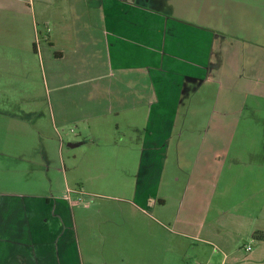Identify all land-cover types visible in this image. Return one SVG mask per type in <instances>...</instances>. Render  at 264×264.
I'll return each mask as SVG.
<instances>
[{
	"label": "crops",
	"instance_id": "crops-1",
	"mask_svg": "<svg viewBox=\"0 0 264 264\" xmlns=\"http://www.w3.org/2000/svg\"><path fill=\"white\" fill-rule=\"evenodd\" d=\"M24 3L34 14L33 24L38 12L40 22L48 26L45 37L55 47V59L65 61L62 68L58 63L56 73L60 77L79 83L81 76L85 81L86 76L95 73L91 78L105 79L103 84L98 82L93 87L107 90L106 99L112 106L109 113L121 116L122 123H115V130L126 124L133 134L140 135L138 180L145 187L149 179L150 194L158 193L184 94L189 98L191 92L200 88H222L226 81L231 88H248L246 95L257 103L256 88H264V0H25ZM220 35L229 38L224 37L232 47L228 51H233L227 53L228 57H221L222 48L217 43L224 42ZM258 46L262 49L259 56L253 53ZM249 48H253L252 53L239 55V51ZM25 89H31L26 97L33 98L38 105L39 98L32 91L35 88ZM53 100L50 103L48 97L47 111L40 113L37 107L21 109L19 113L0 111L3 131L8 130L11 122L27 121L26 113L39 114V119L47 114L52 121L57 117L77 118L64 114L68 109L75 111V99L58 95ZM98 115L102 113L88 115L91 118L87 121ZM239 116L234 117L237 120ZM219 131L230 137L239 132L237 127L230 132ZM176 142L178 148L180 141ZM72 144L70 147L77 145ZM62 146L59 138L58 150ZM112 148H118L117 144ZM229 150V147L224 150L220 167L212 173L215 178L208 181L211 191L202 194L207 200L203 226L189 232L198 234L193 238L204 243L193 257L201 258L198 259L203 264H264V160H257L254 150L240 151L230 158L233 168L228 166L226 171L230 176L221 178ZM200 169L208 168L202 164ZM244 171L250 177V185L233 179L235 175L242 177ZM191 179L188 178L187 184ZM258 183H263L262 187ZM224 184L228 188L233 186L232 194L238 195L228 206L223 204L227 196L224 189L214 195L216 186L222 188ZM81 192L67 184L63 193L0 192V264H56L57 257L63 254L59 244H76L74 230L70 229V211L78 204L76 197ZM146 197L149 199V194ZM213 197H218L222 207L209 209ZM210 211V225L205 226L206 213L210 215ZM256 231L263 232L262 236L254 237Z\"/></svg>",
	"mask_w": 264,
	"mask_h": 264
},
{
	"label": "rangeland",
	"instance_id": "rangeland-1",
	"mask_svg": "<svg viewBox=\"0 0 264 264\" xmlns=\"http://www.w3.org/2000/svg\"><path fill=\"white\" fill-rule=\"evenodd\" d=\"M1 1L0 111L19 113L37 107L40 113L47 111L48 97L51 103L62 95L76 103L75 111L65 110V116L77 118L60 120L56 115L52 121L47 114L39 119V114L26 113L27 121L11 122L7 131L0 124V192L63 193L66 184L81 189L76 197L78 204L70 211L76 244H59L63 254L60 258L55 250L59 257L56 264H203L193 253L199 252L204 243L193 238L198 234L189 233L203 226L207 200L202 194L211 191L208 181L215 178L212 173L220 167L227 147L230 150L221 178L230 176L226 172L228 166L233 168L230 158L240 151L254 150L256 159L264 160V88H256L257 103L246 95L248 88H231L220 78L222 88H200L189 98L184 94L158 193L150 194L149 179L145 187L138 180L140 135L133 134L126 124L115 130V123H122L121 116L109 113L112 106L106 99L107 90L93 87L105 79H93L92 73L85 81L81 76L79 83L64 80L56 70L58 63L62 68L65 61L55 59V47L45 37L48 26L40 22V14L36 13L33 24L34 14L25 0ZM251 21L245 25L248 27ZM239 31L245 33L241 28ZM224 37L229 39L220 35L224 43L217 46L222 48L221 57H228L227 53L233 51H228L232 47ZM252 52L249 48L238 53L243 57ZM253 53L259 56L262 49L258 46ZM25 88H35L32 91L39 98L38 105L26 97L31 89ZM128 96L132 94L128 92ZM53 108L56 110L55 104ZM98 113L102 115L87 121L91 118L88 115ZM233 115L240 116L236 120ZM245 116L257 120L248 122ZM236 127L239 132L235 136L220 134L219 130L230 132ZM59 138L63 143L60 150ZM176 140L180 141L178 148ZM71 142L77 145L68 146ZM115 144L116 149L112 148ZM202 164L208 169L202 171ZM190 177L192 181L187 184ZM234 178L250 185L245 171L242 177ZM221 189L227 193L224 205L236 201L233 186H216L214 195ZM219 201L213 197L209 209L217 208ZM211 213H206L205 226L210 225Z\"/></svg>",
	"mask_w": 264,
	"mask_h": 264
},
{
	"label": "trees",
	"instance_id": "trees-1",
	"mask_svg": "<svg viewBox=\"0 0 264 264\" xmlns=\"http://www.w3.org/2000/svg\"><path fill=\"white\" fill-rule=\"evenodd\" d=\"M262 234H263V232L261 233V232H257V231H256V232H254V237H255V236H259V235L262 236Z\"/></svg>",
	"mask_w": 264,
	"mask_h": 264
},
{
	"label": "water",
	"instance_id": "water-1",
	"mask_svg": "<svg viewBox=\"0 0 264 264\" xmlns=\"http://www.w3.org/2000/svg\"><path fill=\"white\" fill-rule=\"evenodd\" d=\"M67 145H68V146H72V145H74V144H72V143H68Z\"/></svg>",
	"mask_w": 264,
	"mask_h": 264
},
{
	"label": "built area",
	"instance_id": "built-area-1",
	"mask_svg": "<svg viewBox=\"0 0 264 264\" xmlns=\"http://www.w3.org/2000/svg\"><path fill=\"white\" fill-rule=\"evenodd\" d=\"M250 247L249 246H247V249H249Z\"/></svg>",
	"mask_w": 264,
	"mask_h": 264
}]
</instances>
